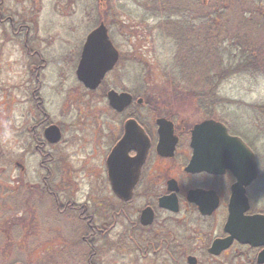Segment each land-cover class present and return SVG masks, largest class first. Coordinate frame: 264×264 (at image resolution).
Instances as JSON below:
<instances>
[{
  "label": "flooded vegetation",
  "instance_id": "1",
  "mask_svg": "<svg viewBox=\"0 0 264 264\" xmlns=\"http://www.w3.org/2000/svg\"><path fill=\"white\" fill-rule=\"evenodd\" d=\"M24 1L26 3L21 4V11L16 17L31 16L35 11L44 9L42 0ZM4 3L5 0H0L1 23L4 20L8 21L1 10ZM72 4L73 0H66L63 4L55 2L48 10L66 15L72 8ZM100 5L103 7L102 2ZM16 19L19 20V18ZM9 20L13 22L14 18L11 17ZM28 21L32 24L36 23L34 17ZM27 31L38 33L31 25H27ZM118 32L121 35V30ZM89 34L90 32L84 37L78 63L75 65L77 87L80 92H85L87 97L99 95L98 100L104 101V107L113 115V121L117 118L121 119V123L120 120L115 121L118 125L112 130V138L115 137V139L105 161L104 175L91 171L88 165L89 159L96 154L95 151L98 153L102 150V146L99 145L100 135L91 149L90 158L82 161L79 169L76 163L70 161V149H62L56 155L41 151L45 147H56L62 142L63 125L50 123L41 129L45 120L32 125L23 122L17 134L19 142L24 143L30 150L26 153V157L39 156L41 159L39 166L44 171L41 182L38 183L40 186L37 185L32 191L17 193L18 208H23V215L26 211L29 215H35V221L42 227L43 234L45 224H49L53 225V230L51 228L53 233L59 234L61 230H64L66 235L65 237L62 235L66 246L64 253H55L56 257L55 255L48 257V262L95 264L93 260L95 256L99 260V256L106 250H112L120 261L118 264L127 261L130 264H264V245L245 244L235 238L234 234L239 235V231L227 230L230 218L229 206L233 190L239 182L237 176L231 169L190 170L191 162L196 154L193 132L197 125L214 120L222 123L231 136H240L233 134L226 123L208 117L199 110L194 112L200 113L205 118L192 126L186 123L185 115L188 113L185 111L172 110L167 106L159 111L153 110L152 107L157 104L147 101L153 99L152 95L139 96L133 91L134 85L137 84L133 57L131 60V54L128 52L131 49L130 40H128V46H124L121 40V44L119 41L112 40L120 54L118 65L106 75L97 89L92 90L86 87L78 80L76 74ZM123 51L127 52L125 62L121 61ZM75 67L72 65L71 69ZM113 74L118 76L114 84L109 82V76ZM143 81L145 82V79ZM111 91L132 96L131 104L123 112L116 111L110 105ZM70 92L68 91V96L71 98ZM33 94L36 95L35 92ZM37 109H40V103ZM159 119H165L173 125L171 138L165 146L162 145L160 148ZM129 120L136 122L140 129L139 146L141 148L132 149L128 153L132 160L131 182L129 189L122 194L120 190L115 191L112 186L108 159L114 148L125 137V123ZM51 126H56L62 136L56 143L50 142L46 136ZM41 133L44 137H41ZM240 138L244 141L242 137ZM175 140L172 152V142ZM244 142L254 152L257 177L246 187V197L250 208L243 216H264V192L262 194L259 189V186L264 187L263 159L246 141ZM145 145L148 147L147 151H144ZM21 156L24 158L25 152ZM9 161L13 163L10 158ZM16 165L25 171L26 167L23 164L17 162ZM77 173H80L85 180L89 178L96 181L103 180L104 185L108 184L110 188L108 192L105 187L109 197L106 199L105 191L100 189L80 191L74 180L78 179ZM66 178L71 181L67 182ZM21 187L26 188L24 185ZM28 193L33 194L27 195ZM28 198L32 206L26 204L29 201ZM217 202L218 206L213 208ZM50 214L52 217H49ZM20 233L23 236V232ZM41 239L42 237H39V240ZM30 241L26 240L23 243L34 245ZM218 242H224L223 244L227 247L216 253L213 248ZM96 245L98 249L94 248ZM73 247L79 248L75 251ZM61 256L63 258H60ZM44 258L45 256L37 264L46 263ZM96 264L102 263L99 260Z\"/></svg>",
  "mask_w": 264,
  "mask_h": 264
},
{
  "label": "rangeland",
  "instance_id": "2",
  "mask_svg": "<svg viewBox=\"0 0 264 264\" xmlns=\"http://www.w3.org/2000/svg\"><path fill=\"white\" fill-rule=\"evenodd\" d=\"M65 1L42 0L44 9L31 15L35 19L34 24L28 21L33 18L29 15L23 18L16 17L21 11V4L26 3L24 0H5L4 6L1 7L8 21L0 22V264H37L44 256L46 263L43 264H55L49 263L47 258L54 255L56 257L55 253H64L66 249L62 238V235L66 236L64 230L59 234L53 233L51 231L53 225L45 224L44 235L42 227L35 221V215H29L28 211L23 215V208H15L9 204L8 195L6 196L5 188L9 187L11 192L16 193L11 198L17 200V193L32 191L37 185L40 186L38 183L44 174L39 166L41 162L39 156L26 157L30 150L24 143L19 142L17 134L21 123L28 122L32 125L45 120L41 129L50 123L63 125L62 142L56 147H45L41 151L56 155L62 149H70V161L76 163L79 169L80 163L90 158L91 149L100 135L99 145L102 146V150L98 153L95 151L96 154L89 159L88 165L91 171L102 175L106 172L105 161L115 139L112 138V130L118 125L115 121L120 120L121 123L120 118L113 121V115L104 107V101L98 100L99 95L87 97L85 92H80L75 81V65L78 63L84 37L99 25L100 17L95 10L96 0H73L72 8L66 15L48 10L55 2L63 4ZM11 17L14 18L13 22L9 20ZM125 21L127 26L131 27L128 30H137L134 28L138 26L137 23L130 19ZM27 25H31L38 33L27 31ZM111 31L116 36L119 34L116 30H110V33ZM137 32L143 33V30L138 29ZM137 38L132 37L133 45L135 43L141 46L147 43L148 46V40L141 42L144 39L136 40ZM72 65L75 69H71ZM109 77V82L113 84L118 79L114 74ZM155 77L161 79L157 72ZM252 79H256L254 80L256 83L248 88V92L231 91V94H234L233 97L238 95L236 99L243 103L264 105V77L257 76ZM247 86L248 84L245 85L246 88ZM68 91H71V98ZM39 103L40 109H37ZM194 111L189 110L185 115L186 123L190 126L205 118ZM236 121L240 125L245 123L242 119ZM41 137H44L42 133ZM23 152L24 158L21 156ZM9 158L13 163H10ZM262 159L264 165V158ZM17 162L26 167L25 171L16 165ZM77 177L78 179L74 180L80 191L93 188L103 190L106 194V187L110 192L107 181L105 186L103 180L96 181L91 178L85 180L80 173H77ZM66 181L71 180L66 178ZM22 185L26 188L23 189ZM259 187L263 194L264 187ZM78 201L80 202V197ZM26 204L32 206L31 200L29 199ZM49 217H52V214ZM20 232H23V236ZM39 237L42 239L39 240ZM26 240H31L34 245L23 243ZM78 248L75 247L74 250ZM94 248L99 247L96 245ZM93 260L95 264L99 260L102 264L120 262L112 250H106L99 256V260L97 256Z\"/></svg>",
  "mask_w": 264,
  "mask_h": 264
},
{
  "label": "trees",
  "instance_id": "3",
  "mask_svg": "<svg viewBox=\"0 0 264 264\" xmlns=\"http://www.w3.org/2000/svg\"><path fill=\"white\" fill-rule=\"evenodd\" d=\"M95 5L99 23L121 30L117 36L111 31L112 40L124 46L130 40L135 94L152 95L147 101L157 104L155 111L199 110L220 120L264 158V105L231 94L248 92L256 83L252 78L264 77V0H96ZM127 19L143 33L128 30ZM133 36L148 40V46L133 45ZM5 191L18 208L11 198L16 193Z\"/></svg>",
  "mask_w": 264,
  "mask_h": 264
},
{
  "label": "water",
  "instance_id": "4",
  "mask_svg": "<svg viewBox=\"0 0 264 264\" xmlns=\"http://www.w3.org/2000/svg\"><path fill=\"white\" fill-rule=\"evenodd\" d=\"M108 31L106 25L101 23L89 34L77 70L78 79L92 90L98 88L106 74L114 69L119 60V52L110 40ZM109 101L112 108L122 112L131 104L132 96L127 93L119 94L111 91ZM158 125L160 126L161 135L160 148L162 145L165 146L171 138L173 125L165 119H159ZM125 128V137L114 148L108 159L112 186L115 191L120 190L122 194L129 189L131 182L132 160L128 153L132 149L141 148L139 146L141 142L140 129L136 122L128 121ZM46 136L52 143L58 142L61 138L60 131L56 126L50 127L46 132ZM172 143L171 151L173 152L176 140ZM193 144L196 148V154L191 162V171L231 169L239 180L233 190L229 206L230 218L227 230L230 232L239 231V235L234 234L235 238L245 244L264 245V216H243L250 208L246 197V187L257 177V164L253 152L245 145L243 140L228 134L227 128L222 123L214 120L205 121L195 127ZM143 148L144 151H147L148 147L145 145ZM217 206L218 202L213 208ZM223 243H216L213 248L214 252L219 253L226 248L227 245Z\"/></svg>",
  "mask_w": 264,
  "mask_h": 264
}]
</instances>
